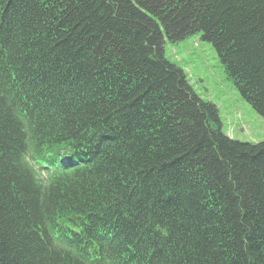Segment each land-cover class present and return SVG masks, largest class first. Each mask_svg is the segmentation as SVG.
Masks as SVG:
<instances>
[{
  "label": "trees",
  "instance_id": "obj_1",
  "mask_svg": "<svg viewBox=\"0 0 264 264\" xmlns=\"http://www.w3.org/2000/svg\"><path fill=\"white\" fill-rule=\"evenodd\" d=\"M198 34L264 120V0H0V264H264V140L164 56Z\"/></svg>",
  "mask_w": 264,
  "mask_h": 264
},
{
  "label": "rangeland",
  "instance_id": "obj_2",
  "mask_svg": "<svg viewBox=\"0 0 264 264\" xmlns=\"http://www.w3.org/2000/svg\"><path fill=\"white\" fill-rule=\"evenodd\" d=\"M164 56L182 70L194 92L216 108L224 135L241 143L264 140V120L241 100L211 46L200 40V34L176 44L166 42Z\"/></svg>",
  "mask_w": 264,
  "mask_h": 264
}]
</instances>
